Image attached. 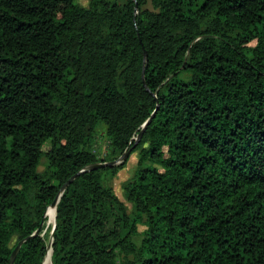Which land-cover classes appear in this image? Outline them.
<instances>
[{
	"label": "trees",
	"instance_id": "obj_1",
	"mask_svg": "<svg viewBox=\"0 0 264 264\" xmlns=\"http://www.w3.org/2000/svg\"><path fill=\"white\" fill-rule=\"evenodd\" d=\"M44 260L264 264V0H0V264Z\"/></svg>",
	"mask_w": 264,
	"mask_h": 264
},
{
	"label": "rangeland",
	"instance_id": "obj_2",
	"mask_svg": "<svg viewBox=\"0 0 264 264\" xmlns=\"http://www.w3.org/2000/svg\"><path fill=\"white\" fill-rule=\"evenodd\" d=\"M78 3L82 5H89L90 0H76ZM123 1V0H121ZM109 139L106 136V127L104 124H99L97 127L96 133L91 142L92 150L97 154L98 157L104 158L109 151ZM139 150L131 153L126 159V165L119 169L116 174H112L107 172L104 174L105 183L113 188V191L126 203L128 209L131 211L133 208L132 203L127 199L125 192V184L131 179L136 169L138 159H139ZM48 160L46 157H43L41 164L39 166L40 170H44L47 166ZM118 163V162H117ZM50 209V208H49ZM48 211V210H47ZM47 215V214H46ZM50 215V214H49ZM51 216L48 217L47 221L42 223V235L45 236L47 243L50 245L52 241V230L54 226V220H50ZM140 229H144V225H140ZM137 242L140 240V236L135 238ZM51 252V249H50ZM49 252V253H50ZM50 258V256H49Z\"/></svg>",
	"mask_w": 264,
	"mask_h": 264
},
{
	"label": "water",
	"instance_id": "obj_3",
	"mask_svg": "<svg viewBox=\"0 0 264 264\" xmlns=\"http://www.w3.org/2000/svg\"><path fill=\"white\" fill-rule=\"evenodd\" d=\"M145 53H146V51H145ZM146 54H147V53H146ZM156 110H157V109H156ZM156 110L154 111L153 116H154ZM151 118H152V117H150V118H149V119L143 124V129L141 130V132L139 133V135L136 137V139H137L136 142H138V141L140 140V138L142 137V135H143V131L145 130L147 124L151 121ZM129 154H130V150L126 151V152L121 156V157H122L121 159H122V160H125V159L129 156ZM122 160H121V161H122ZM107 163H108V162H99V163L95 164V165L92 166V167L104 166V165H106ZM71 179H73V178H71ZM69 182H70V181H69ZM69 182H67V183L65 184V186H66ZM58 202H59V197H56L55 200L52 202V205H56V212H57V204H58ZM55 227H56V219H55V222H54V226H53L52 233L54 232ZM39 231H40V228H38V229L36 230L35 233H37V232H39ZM52 243H53V238H52V241H51V243H50V246H52ZM20 244H21V243L18 244V246L14 249V251H13V253H12V256H11V263L14 262V257H15V254H16V252H17V250H18ZM52 250H53V249H52V247H51V253H52ZM47 254H48V253H47ZM45 259H46V257H45ZM44 264H45V260H44Z\"/></svg>",
	"mask_w": 264,
	"mask_h": 264
},
{
	"label": "bare ground",
	"instance_id": "obj_4",
	"mask_svg": "<svg viewBox=\"0 0 264 264\" xmlns=\"http://www.w3.org/2000/svg\"><path fill=\"white\" fill-rule=\"evenodd\" d=\"M50 209H52V212L54 213V221L56 219V205H51ZM47 213V212H46ZM48 257L50 256L49 258V262H51V256H52V253L50 252L49 254H47ZM47 257V256H46Z\"/></svg>",
	"mask_w": 264,
	"mask_h": 264
}]
</instances>
